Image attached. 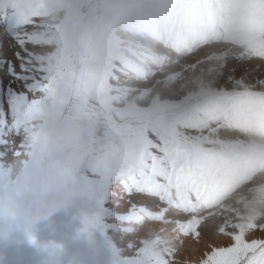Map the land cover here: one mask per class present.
Masks as SVG:
<instances>
[{
    "label": "snow or ice",
    "instance_id": "1",
    "mask_svg": "<svg viewBox=\"0 0 264 264\" xmlns=\"http://www.w3.org/2000/svg\"><path fill=\"white\" fill-rule=\"evenodd\" d=\"M93 0H65L67 11L91 12ZM48 0H8L0 7V191L39 171H72L96 186V213L86 219L109 237L113 264H264V225H214L174 176L186 140L173 128L121 123L109 80L90 50L67 55L64 26ZM55 108L89 128L54 140L41 128Z\"/></svg>",
    "mask_w": 264,
    "mask_h": 264
},
{
    "label": "rangeland",
    "instance_id": "2",
    "mask_svg": "<svg viewBox=\"0 0 264 264\" xmlns=\"http://www.w3.org/2000/svg\"><path fill=\"white\" fill-rule=\"evenodd\" d=\"M197 4L205 18L189 0H93L86 16L57 0L52 15L64 26L65 54L90 50L99 71V46L122 124L173 128L185 138L174 179L198 215L218 225L260 213L264 225V0ZM200 54L208 57L194 59Z\"/></svg>",
    "mask_w": 264,
    "mask_h": 264
},
{
    "label": "clouds",
    "instance_id": "3",
    "mask_svg": "<svg viewBox=\"0 0 264 264\" xmlns=\"http://www.w3.org/2000/svg\"><path fill=\"white\" fill-rule=\"evenodd\" d=\"M56 4L57 0H48L52 20ZM70 44L66 49L70 50ZM40 126L54 140L71 139L89 128L88 122L76 113H62L55 108L44 114ZM96 194L93 183L78 178L72 171L61 174L39 171L31 177H22L0 191V241H10L15 232L48 221L70 208L78 198ZM64 255L63 246L56 245L48 260L50 264H63Z\"/></svg>",
    "mask_w": 264,
    "mask_h": 264
},
{
    "label": "bare ground",
    "instance_id": "4",
    "mask_svg": "<svg viewBox=\"0 0 264 264\" xmlns=\"http://www.w3.org/2000/svg\"><path fill=\"white\" fill-rule=\"evenodd\" d=\"M189 1L196 4L195 14L205 18L206 11L202 5L197 4L202 0ZM113 16V10L105 14L103 29L109 25ZM94 52L92 61L101 65L99 72L104 74L107 67L104 66L105 58L102 57L99 46ZM207 57L206 54H200L194 59ZM194 59L191 60L195 62ZM176 108L178 106L171 110L175 111ZM95 213L93 197L78 198L70 208L61 210L50 220L15 232L10 241H0V254L3 256L0 264H50L48 257L53 254L56 245H62L65 250L63 264H113L109 237L100 228L86 225V219ZM259 215L260 213L238 212L237 215H230L227 220L251 219L257 223ZM213 224L217 225L215 222Z\"/></svg>",
    "mask_w": 264,
    "mask_h": 264
}]
</instances>
